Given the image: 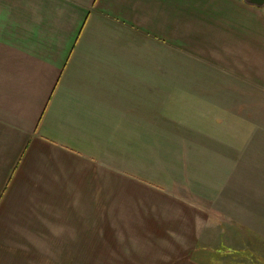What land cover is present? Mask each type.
<instances>
[{
  "label": "crops",
  "instance_id": "1",
  "mask_svg": "<svg viewBox=\"0 0 264 264\" xmlns=\"http://www.w3.org/2000/svg\"><path fill=\"white\" fill-rule=\"evenodd\" d=\"M263 134L264 7L0 0V264H28L71 230L77 243L99 235L103 208L172 249L168 264H221L206 250H244L246 227L234 215L210 231L199 206L215 196L194 177L223 193L238 177L239 192ZM179 158L180 182L167 164Z\"/></svg>",
  "mask_w": 264,
  "mask_h": 264
},
{
  "label": "rangeland",
  "instance_id": "2",
  "mask_svg": "<svg viewBox=\"0 0 264 264\" xmlns=\"http://www.w3.org/2000/svg\"><path fill=\"white\" fill-rule=\"evenodd\" d=\"M183 135L186 136L184 138H187V140L200 139V137L187 133ZM176 137L177 140L183 139L182 134L179 133ZM246 147L247 159L242 162L246 168L242 176L243 183L240 184L242 188L239 192H237L238 177H235L234 182L230 179L224 193L222 192L223 186L221 182L215 180L216 177L202 175L194 177L195 180L193 179V185L197 183L206 187L210 196L208 198H211L212 195L215 196L213 201L205 200V197H203L201 203L204 206H199L203 210L210 211L215 222L209 225L208 229L210 231L212 230L215 234H218V228L222 227L221 219L229 221L232 219L230 216L234 215L240 217L244 222V227H246L245 234L239 236L245 243L244 250L239 251L238 249H224L221 247L219 251L222 254L217 255L206 250L205 254L213 255L221 264H264V166L262 165L264 161L251 159L254 151L258 149V144L254 143L246 145ZM152 148L153 150L151 149L150 152L151 160L155 161L161 153H159L157 146ZM262 150H264V144ZM181 162L180 158L176 161L167 162L169 168L176 172L175 175L179 182L183 179L179 175L187 170L183 168ZM211 204H215V206L212 207ZM102 212L103 222L101 223V233L99 235L98 233L94 234L93 231L86 232L84 235L88 236L87 239H81L77 243V240L72 238L77 234L71 230L68 240H55L52 249L39 248L41 254L37 257H31L28 264H166L167 261L173 258L168 254V252H172V249H168V251L166 247L160 248L158 242L163 244L160 241L137 239L133 237L135 234L126 230V224L124 223L125 209L103 208ZM223 215H226V218H223ZM111 216L112 218H109ZM109 219H112L114 223H110ZM225 223L229 227H236L237 224H234L235 222ZM256 234H258V237L262 236V240L254 239L253 235ZM233 235L237 237L238 233L233 232ZM254 247L257 251H262V255H255L253 252Z\"/></svg>",
  "mask_w": 264,
  "mask_h": 264
},
{
  "label": "water",
  "instance_id": "3",
  "mask_svg": "<svg viewBox=\"0 0 264 264\" xmlns=\"http://www.w3.org/2000/svg\"><path fill=\"white\" fill-rule=\"evenodd\" d=\"M247 4L256 7H264V0H245Z\"/></svg>",
  "mask_w": 264,
  "mask_h": 264
}]
</instances>
